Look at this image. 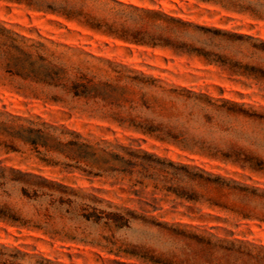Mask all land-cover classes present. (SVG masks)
I'll return each instance as SVG.
<instances>
[{
  "label": "rangeland",
  "instance_id": "1",
  "mask_svg": "<svg viewBox=\"0 0 264 264\" xmlns=\"http://www.w3.org/2000/svg\"><path fill=\"white\" fill-rule=\"evenodd\" d=\"M231 1L236 6L218 0H0V110L32 120L33 127L45 122L55 133L73 131L96 152L91 162L76 164L58 148L16 140L17 151L0 149V165L94 195L100 208L147 218L108 229L81 218L77 206L65 212L64 205L50 204L49 193H63L44 188L36 200L10 199L22 217L48 215L50 225L0 221V243L51 264H196L197 235L240 246L242 254L218 264H257L248 251L264 257V0ZM129 6L235 37L193 27L178 33L190 48L208 52L203 56L126 42L85 25L83 15H67L72 9L121 21L117 12ZM148 23L136 26L149 29ZM13 46L31 52L35 67L39 55H58L63 81L71 84L82 73L98 84V94L77 96L11 73L3 50L17 56ZM130 118L173 130L143 133Z\"/></svg>",
  "mask_w": 264,
  "mask_h": 264
},
{
  "label": "trees",
  "instance_id": "2",
  "mask_svg": "<svg viewBox=\"0 0 264 264\" xmlns=\"http://www.w3.org/2000/svg\"><path fill=\"white\" fill-rule=\"evenodd\" d=\"M218 1H222L221 3H223L224 6H236L231 0ZM119 4L123 5L122 3ZM129 8H131V11L126 12L122 9L117 12L120 17L124 18L121 21H107L95 18L81 10L74 11L69 9L67 15H83L86 17L84 22L85 25L126 42L145 44L152 47L165 46L179 51L190 50L203 56H208V52L200 48H190L191 46L187 42L181 40L177 36L178 33L184 31L188 27H193L212 33L213 35H222L230 39L235 37V34L228 31L204 28L164 12L135 6H129ZM148 19H152V22L148 23ZM138 22L148 23L150 28L143 27V24L136 26ZM13 48L18 53L17 56L11 55L7 57L9 51L3 50L6 54L5 66L9 68L11 73L29 79L32 82H46L49 86L59 87L62 90H69L77 96L94 97L98 94V84H90V79H85L86 77L82 73L77 75V80L71 81V84H67L66 81H63L65 70L57 61L59 59L58 55L54 53L39 55L37 57L39 65L35 67L36 60L32 59L33 55L31 52L18 46H13ZM157 87H159V85ZM165 90L166 89H162V91ZM51 98L57 99L58 97L53 95ZM17 121H24L29 124V126L23 127L22 124L17 125ZM135 121L134 118H130V122L143 133L158 131L170 134L173 130V126L164 122H159L157 124L145 123L142 125L141 122ZM33 126L34 122L30 119L0 110V149L17 151L16 140H19L23 143L31 144L35 148L38 146L48 149L58 148L60 152L65 153L64 156L66 158L73 160L76 164L80 161L89 163L91 162V157L93 158V156L96 155L95 150L91 152L87 151L88 149H93V146L86 141H78V139H81V136L73 131L60 129L58 133H55L58 129L54 126L47 125L45 122L41 123V127ZM63 135L72 136L74 139H65ZM69 151L74 153H76V151L79 152L77 154H70ZM102 171L106 170L102 169ZM90 172L91 171H88V173ZM44 188H48V190L59 188L63 193V195H60L58 198H55L53 193H49V195L52 196L50 204L57 203L58 205H64L66 207L65 212H71L72 207L75 208L77 206L79 211L78 214L81 218L96 224H102V226L108 229L126 227L135 220L144 221L147 219L144 215L136 214L130 210L125 211L119 208L106 210L100 208L98 204L101 203L102 200L94 195L80 194L58 182L0 165V221L17 226L32 225L36 228L50 225V217L48 215H44V219L38 218L35 220L22 217L18 202L10 199L12 194H18L20 197L36 200L44 193ZM108 207L110 208V205H108ZM192 237L198 239L195 240V242L199 247L198 253H200V258L196 260L198 261L196 264H218L219 259L223 257H230L234 253L239 255L242 254L239 249L240 246H235L234 243L224 244L220 240H210L209 238L197 235H193ZM246 254L250 259L256 260L255 262L257 264H264V257H260L259 254L251 251L246 252ZM0 264L51 263L49 260L42 257L33 259V256H28L26 252L19 248L0 243Z\"/></svg>",
  "mask_w": 264,
  "mask_h": 264
}]
</instances>
